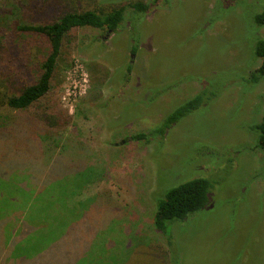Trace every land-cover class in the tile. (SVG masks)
<instances>
[{
  "label": "rangeland",
  "instance_id": "1",
  "mask_svg": "<svg viewBox=\"0 0 264 264\" xmlns=\"http://www.w3.org/2000/svg\"><path fill=\"white\" fill-rule=\"evenodd\" d=\"M263 6L264 0H160L140 21L132 13L139 24L131 38L141 48L131 58V28L104 40L99 29L77 31L56 79L62 104L73 116L63 136L103 168L89 192L105 188L104 200H112L111 193L128 211H110L107 230L116 244L108 256L136 250V237L129 243L126 233L119 239L117 232L126 223L148 222L166 191L193 176L209 178L214 196L197 221L176 223L172 248L180 264H264V154L253 129L264 116V78L251 83L244 76L255 62V33L262 27L254 16ZM261 33L264 38V29ZM129 63L139 70L129 74ZM199 88L213 98L169 130V145L160 138L130 139L157 127L163 112ZM163 89L169 91L161 97ZM198 138L215 145L211 150L218 158L237 156L233 169L218 165L203 173L191 156ZM79 204L70 212L72 218L77 214L76 222L60 213L66 229L60 242L76 254L96 222L92 215L87 227L88 221L76 225L89 201ZM51 255L42 253L38 262L60 264Z\"/></svg>",
  "mask_w": 264,
  "mask_h": 264
},
{
  "label": "trees",
  "instance_id": "2",
  "mask_svg": "<svg viewBox=\"0 0 264 264\" xmlns=\"http://www.w3.org/2000/svg\"><path fill=\"white\" fill-rule=\"evenodd\" d=\"M159 1L0 0V264H48L38 262L42 253L52 254L48 259L56 258L60 264H146L143 258L150 259L151 264H180L172 248L175 225L195 222L208 210L214 196L212 181L191 176L169 188L148 222L137 227L126 223L124 232H117L119 239L125 233L128 239L136 237V250L125 258L108 256V248L116 244L115 236L112 238L107 230L110 211H128L111 193L112 200L105 201V188L89 192L94 176L102 178L103 168L90 161V152L71 145L63 136L73 116L63 106L56 84L60 66L71 53L80 28L103 31L101 40L131 28V58L141 48V42L131 38L139 24L132 13L140 21L141 15ZM244 1L248 0H238L239 4ZM254 22L262 28L255 33V62L244 75L251 83L264 78V6L255 14ZM127 69L130 74L136 67L129 63ZM168 91L163 89L158 94L162 97ZM197 91L164 110L157 127L135 133L130 139L160 138L162 145H169V130L213 98L205 90ZM253 129L258 134L256 147L264 154V116ZM197 141L201 143L192 144L191 156L199 159L203 173L210 174L218 165H232L233 169L237 156L229 152L227 160L221 155L218 158L211 150L215 145L200 138ZM231 151L239 153L233 148ZM80 201H89V206L76 225L88 221L84 224L87 227L92 215L96 222L87 229L82 252L76 254L60 242L66 235L60 213L68 222H76L77 214L74 212L72 218L70 212L79 208ZM136 253L140 260L134 257Z\"/></svg>",
  "mask_w": 264,
  "mask_h": 264
}]
</instances>
